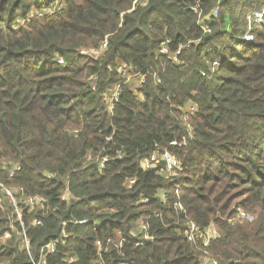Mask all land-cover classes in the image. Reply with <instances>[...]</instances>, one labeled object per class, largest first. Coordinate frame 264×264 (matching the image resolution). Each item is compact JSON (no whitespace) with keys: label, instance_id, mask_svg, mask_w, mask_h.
I'll list each match as a JSON object with an SVG mask.
<instances>
[{"label":"trees","instance_id":"obj_1","mask_svg":"<svg viewBox=\"0 0 264 264\" xmlns=\"http://www.w3.org/2000/svg\"><path fill=\"white\" fill-rule=\"evenodd\" d=\"M207 256L264 264V0H0V264Z\"/></svg>","mask_w":264,"mask_h":264},{"label":"built area","instance_id":"obj_2","mask_svg":"<svg viewBox=\"0 0 264 264\" xmlns=\"http://www.w3.org/2000/svg\"><path fill=\"white\" fill-rule=\"evenodd\" d=\"M194 12L198 15L199 18L202 17V10L200 9L199 5L196 6V8L194 9ZM263 14H259L257 15V17H262ZM206 32H210V30H205ZM247 39L248 41H251L252 38L249 35V33L247 34ZM108 46V42L105 41L99 49L93 51L92 53L95 55H101L103 50H105ZM189 46V44L185 45L183 48H187ZM182 48L177 52L176 55H179L181 53ZM166 54L169 55V51L168 48L164 50ZM87 51H84L83 53H86ZM173 59H175V57H172ZM216 65V63H215ZM119 72L127 77V81L130 82L131 86L133 87V90L136 91L139 87V84H141L143 81L140 80L139 78L130 75L128 73V69L126 65H120L119 67ZM134 81H136V83H134ZM120 94V88L116 87L114 89L112 98H111V102L113 104V101L115 99H117L119 97ZM193 110V109H192ZM160 163H164V169H162L160 171V174L163 175L164 177H179L181 172V165L180 162L176 159V157L166 153L164 155H160L158 153L153 154L150 158L146 159L143 161V166L146 169H151V168H156ZM6 195L9 196L11 198V201L13 203L16 204V197H14V195L12 194L11 191L9 190H5ZM19 195L21 198H23L24 200H26V204L29 205L30 207H34L36 204H38L39 201H42V199H33V198H27L25 197V191L22 189L19 191ZM63 200H66V196H64L62 198ZM164 199V197H163ZM38 201V202H36ZM42 205V204H41ZM179 208H183L181 205H177ZM16 213H17V217L18 220L21 221L22 220V211L19 208H16ZM246 213L242 212L240 214L239 218H245ZM90 221H82L79 222L78 224L80 225H84V224H89ZM35 225H41V222L39 223H35ZM97 226V225H96ZM138 229L140 232H142V237H140V240L144 243V244H151L154 241V238L149 234V226L147 225V222L145 220H141L138 223ZM188 237L191 241H195L199 235H200V231L199 228L197 227V225L194 222H188ZM201 236H206L204 241H205V245L208 246L210 243L211 239H216L219 237L218 231L214 228H211L207 231H205V233L201 234ZM59 242V240L52 242L48 247L47 250L55 253L56 251V247H57V243ZM100 244V243H99ZM123 247V240L121 239L119 244L116 245V248L121 249ZM26 249L29 250V242L26 241ZM206 261L203 264H218V261L216 259H213V257L211 256H207V258H205ZM70 262H74V258L70 259ZM102 264H104L103 260H101ZM33 264H46V261H44L43 259L40 262H33Z\"/></svg>","mask_w":264,"mask_h":264},{"label":"rangeland","instance_id":"obj_3","mask_svg":"<svg viewBox=\"0 0 264 264\" xmlns=\"http://www.w3.org/2000/svg\"><path fill=\"white\" fill-rule=\"evenodd\" d=\"M256 16H257V15H256ZM134 83H136V81H134ZM246 216H247V217H245V218H241V219H242V222H243V221H249V222H251V221L253 220L251 216H249V215H247V214H246ZM138 230H139V229H138Z\"/></svg>","mask_w":264,"mask_h":264}]
</instances>
